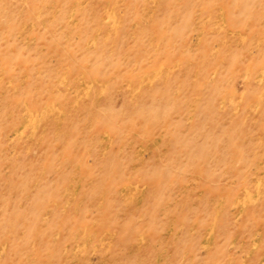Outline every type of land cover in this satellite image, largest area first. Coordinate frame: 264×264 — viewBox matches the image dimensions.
<instances>
[{
	"label": "rangeland",
	"instance_id": "obj_1",
	"mask_svg": "<svg viewBox=\"0 0 264 264\" xmlns=\"http://www.w3.org/2000/svg\"><path fill=\"white\" fill-rule=\"evenodd\" d=\"M0 264H264V0H0Z\"/></svg>",
	"mask_w": 264,
	"mask_h": 264
}]
</instances>
